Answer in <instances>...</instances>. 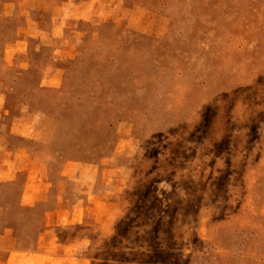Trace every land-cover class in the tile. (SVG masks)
Wrapping results in <instances>:
<instances>
[{"label": "rangeland", "instance_id": "obj_1", "mask_svg": "<svg viewBox=\"0 0 264 264\" xmlns=\"http://www.w3.org/2000/svg\"><path fill=\"white\" fill-rule=\"evenodd\" d=\"M0 264H264V0H0Z\"/></svg>", "mask_w": 264, "mask_h": 264}, {"label": "crops", "instance_id": "obj_2", "mask_svg": "<svg viewBox=\"0 0 264 264\" xmlns=\"http://www.w3.org/2000/svg\"><path fill=\"white\" fill-rule=\"evenodd\" d=\"M31 28L32 27L31 26H28V24L25 26V29H31ZM39 29L41 31H43L42 28H39ZM50 40H51V37H50ZM14 172H15L14 169L11 168V166H10V178H11V175H13ZM25 193H26L28 199H36L40 195H43V193H40L39 194L38 192H34L33 189H31V186H29L28 189L26 188ZM91 204H92V207L91 208H93L92 209V211H93L94 210V207L97 206V202L93 201ZM74 207H77V206H73V204H71L69 206L70 210H69L68 216H69V218H72V219L76 217V213L73 212ZM86 208L87 207L83 208L82 211L85 212L87 210ZM60 214H61V206H56L52 211H49L46 214V216L49 217V221L46 222V225L51 224L50 226H54V225H52L51 220L57 218ZM24 254H26L25 256H27V255L30 256L29 258L32 259L33 261L34 260L35 261H39V260H41L39 258L42 257V256H44V254H41L40 252H37V251L27 252V253L24 252ZM49 258L50 259H56L54 257H49Z\"/></svg>", "mask_w": 264, "mask_h": 264}]
</instances>
